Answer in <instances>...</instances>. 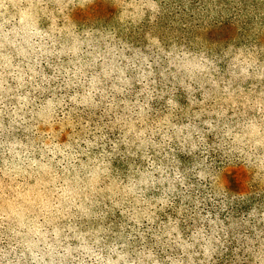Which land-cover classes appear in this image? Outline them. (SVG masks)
Instances as JSON below:
<instances>
[{"label": "trees", "instance_id": "1", "mask_svg": "<svg viewBox=\"0 0 264 264\" xmlns=\"http://www.w3.org/2000/svg\"><path fill=\"white\" fill-rule=\"evenodd\" d=\"M24 25L0 28V58L20 60L0 62V264H264L251 111L179 77L172 53L105 59L81 35Z\"/></svg>", "mask_w": 264, "mask_h": 264}, {"label": "rangeland", "instance_id": "2", "mask_svg": "<svg viewBox=\"0 0 264 264\" xmlns=\"http://www.w3.org/2000/svg\"><path fill=\"white\" fill-rule=\"evenodd\" d=\"M193 1L0 0V28L11 31L14 23L25 24L22 27L30 30L58 26L65 34L83 36L87 46L105 59L113 46L128 51L157 48L164 56L172 53L178 59L175 63L180 62L176 64L179 77L189 75L195 82L209 83L214 101L238 109L240 115L242 110L251 111L250 117L258 123L253 154L256 159H263L264 41L259 35L264 32V0H247L245 6L240 3L242 0H206L190 12ZM227 21V32L216 33L218 25ZM3 57L4 54L0 62ZM4 59L20 62L12 48ZM147 59L144 56L146 62ZM130 62L135 69L134 86L143 85L141 69L131 57ZM146 62L153 73L155 65ZM175 83L182 85V80ZM202 89L206 91L205 87ZM250 123L252 128L240 139L252 137L255 123ZM256 140L261 144L256 146ZM241 179L234 168L226 169L222 183L239 186ZM260 207L264 208V203Z\"/></svg>", "mask_w": 264, "mask_h": 264}]
</instances>
